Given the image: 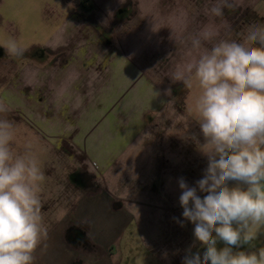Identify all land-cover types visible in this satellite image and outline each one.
Wrapping results in <instances>:
<instances>
[{
    "label": "crops",
    "instance_id": "crops-1",
    "mask_svg": "<svg viewBox=\"0 0 264 264\" xmlns=\"http://www.w3.org/2000/svg\"><path fill=\"white\" fill-rule=\"evenodd\" d=\"M53 1L56 6L66 2ZM229 3L231 7L224 9L222 17H211L207 14L209 0H97L86 17L89 21L80 16L78 30L71 33L62 27L64 16L59 14L58 20L53 19L59 24L48 41L42 45L34 42L15 52L17 57L34 49L51 50V56L43 57V66L38 67L44 75L42 82L36 70L22 73L27 86L42 83L46 96H32L36 99L32 104L27 102L30 114L44 113L39 104L46 101L50 104L48 112H54L49 116L61 119L50 123L60 131L47 138L63 152H80L85 162L89 151L83 150L84 146L95 156L99 151V158L106 161L105 175L89 169L94 177L92 185L102 183L98 194H80L69 210L62 205L57 210L53 207L54 211L41 209L47 238L40 247L46 248L51 236L54 241H48L47 246L55 242L58 252L52 253L47 247L36 256L38 247L34 264H115L114 248L117 241L130 242V229L137 231L139 241L149 247V255L160 263L183 264L189 250L203 256V246L193 235L194 225L182 215L179 180L195 186L202 178L207 167V157L200 150L204 138L196 121V99L173 76L189 59L191 36L212 31L211 42H204L210 48L220 40L240 41L249 25L264 22V0ZM96 5L100 6L98 12ZM95 20L102 31L89 24ZM89 35L95 37L98 46L89 44ZM137 44V48L132 47ZM95 50L100 55L93 59ZM57 51L62 55L54 61ZM35 53L31 57L34 61L38 60ZM103 90L113 105L108 118L94 120L97 115L92 116L88 136L79 140L69 136L67 114L73 109L79 112L85 99ZM119 103H123L119 108L122 112L116 113ZM76 130L77 135L80 129ZM88 138L90 143L83 144ZM120 158L122 176L115 167ZM92 161L96 164L95 159ZM198 195L203 198L205 193ZM99 196L104 197L106 215L94 207L93 201ZM82 219H90V226L80 222ZM116 228L121 230L115 237ZM72 229L85 233V238H71L68 231Z\"/></svg>",
    "mask_w": 264,
    "mask_h": 264
},
{
    "label": "clouds",
    "instance_id": "clouds-1",
    "mask_svg": "<svg viewBox=\"0 0 264 264\" xmlns=\"http://www.w3.org/2000/svg\"><path fill=\"white\" fill-rule=\"evenodd\" d=\"M209 2L211 17L231 7L229 0ZM214 35L191 36L189 59L173 76L188 88L193 79L198 84L196 121L207 157L195 186L179 180L182 215L205 248L202 257L189 250L183 264H264V248L234 251L254 238L251 225L264 223V22L249 25L240 41L205 47ZM13 139V124L0 119V264H34L47 238L39 198L44 174L31 145L16 154Z\"/></svg>",
    "mask_w": 264,
    "mask_h": 264
},
{
    "label": "rangeland",
    "instance_id": "rangeland-1",
    "mask_svg": "<svg viewBox=\"0 0 264 264\" xmlns=\"http://www.w3.org/2000/svg\"><path fill=\"white\" fill-rule=\"evenodd\" d=\"M79 1L81 0H66V2L63 1L60 6H56L53 0H0V47L4 50V54L0 56V106L5 109V111H0V119H6L14 126V139L10 144L14 152L22 155L28 150L27 146L31 145V152L37 156L39 167L44 174V180L39 182V198L41 201V209H46V211H48L49 208L54 211L53 207H56L55 210H57L60 205L63 207L67 206L69 210L80 194L84 196L92 192L98 194L100 190H97L101 188L100 184L102 183L95 186L92 185V188L90 187L92 181L87 186L79 185V183L74 182L71 175L77 171L93 175V172H90L89 169L103 171L105 175L106 161H102L99 158L102 155L99 151L95 156V154L91 153L84 145L85 148L82 147L83 150L87 149V151H89V157H87L86 162L84 160L85 156L83 157L80 152H76L75 150L63 152L53 145V142L47 137L56 136L60 129H58L55 124L51 125L50 123H59L61 119L56 115L49 116L53 115L54 112H48L47 109L50 104L46 103V101L39 104V106L44 108V113L30 114L27 102L31 104L34 103L36 98L32 96L38 93H42V97L46 96L43 93L42 83L37 85L32 83V86L29 87L25 82V75H22L23 72H26V69L29 71L33 69V71L36 70L39 72L38 77L41 81L44 75L42 71H39L38 67L43 66L42 60L37 56L39 60L36 61L30 58V60L25 58L22 60L19 59L20 61H18L14 54L17 51H22L27 45L34 42L37 45H42L43 41H48L53 29L59 24L53 20H58L59 14L64 16L61 23L62 27L69 30L71 33L78 30L77 25L80 16L85 17L88 14H86V10L78 7ZM95 2H97V0H89V3L93 4V6ZM89 3L88 5L90 6ZM96 7H98L97 12L100 11V6L96 5L95 8ZM98 23L100 24V22L95 20V23H90V25H99ZM96 27L102 31L100 26ZM112 30L113 29H111V31ZM87 31L89 30L84 29V33H87ZM116 32L120 34L121 30L119 29ZM117 34L115 33L116 36ZM88 42L90 45H94V47L99 45L95 37L93 38L91 35H89ZM137 46L138 44L132 47L137 48ZM99 52L100 51L95 50V54L92 55V58L96 59V57L100 55ZM20 58H22V56H20ZM90 60L91 59L87 58L83 59V61L87 62ZM187 90L188 95L194 99H196L200 93L198 84L194 79L193 87L186 89V91ZM28 95L30 97L26 98ZM92 96H94L92 99H85L80 104L81 109L79 112L73 109L72 113L67 114L68 121L65 127H68V129H66V133H68L69 136H76L77 140H79L82 135L88 136L87 129L90 127V117L97 115L94 117V120H100L101 117L108 118L107 116L110 115L109 112L113 105L111 102L107 101L106 90H103L102 93L98 95L93 94ZM68 105L71 106V103H68ZM122 105L123 103L117 105L118 108L115 109L116 113L122 112V110L119 109L122 108ZM67 109L69 108L66 107V110ZM105 125L106 122H104V126ZM76 127L80 129L77 135L75 134L77 132ZM90 141L91 138H88L84 140V142L82 141V143H90ZM103 151H106V149ZM94 159L96 160V164L92 161ZM115 167L118 175L122 176L121 158L117 161ZM88 177V182H90L89 179L93 180L94 178L91 176ZM93 204L94 207L97 208V211L100 210L102 215H106L104 197L99 196L93 201ZM89 220L90 219H82L80 222L86 225V227H89ZM118 227L120 228V226ZM120 230L121 229H115V237L118 236ZM250 231L254 234V238L249 244H243L234 248V251L252 252L264 248V223L251 225ZM128 233L131 238L130 242L127 239L122 240L121 238L122 242L117 241L116 248H114V251L117 250V252H114L115 255L113 256L115 259L112 257L115 264H165L155 261V259L149 255V247L139 241L136 230L132 231L130 229ZM50 238L51 241H54L51 236ZM50 240H47L45 244L46 248L39 247L35 254L36 256L41 255L47 247L52 253L58 252L55 242L47 246ZM118 245H121V249L117 248ZM217 246L218 248L224 247L222 242H218ZM203 249V251H205L204 247ZM56 258L57 256L53 257L51 262H55L54 260ZM38 264L46 263L42 262Z\"/></svg>",
    "mask_w": 264,
    "mask_h": 264
},
{
    "label": "flooded vegetation",
    "instance_id": "flooded-vegetation-1",
    "mask_svg": "<svg viewBox=\"0 0 264 264\" xmlns=\"http://www.w3.org/2000/svg\"><path fill=\"white\" fill-rule=\"evenodd\" d=\"M124 9V7H122L121 8V10H123ZM85 19L86 20H88V18H86L85 17ZM89 21V20H88ZM91 22H89V24H90ZM96 26H98V25H93L92 27L94 28V29H98V27H96ZM36 52V53H35ZM34 53H35V55H36V58L38 59V57H40V59L42 60V58L43 57H45L46 55H48L49 57L51 56V50H49V49H46V48H40V49H38V50H34L32 53H31V55H29V54H23V56H22V58H20V56H18L17 58H20L21 60L22 59H33V58H31V57H33L34 56ZM4 54V50L0 47V56L1 55H3ZM54 61L56 60V59H58L59 57H61V55H62V53H61V51H57V52H55L54 54ZM38 56V57H37ZM29 59V60H30ZM39 60V59H38ZM88 176H91V177H93L92 175H90V174H86L85 172H82V171H77V172H74V173H72V175H71V178L74 180V182H76V183H79V185H83V186H87L89 183H91V179H89V181L90 182H88V180H87V178H89ZM90 187L92 188L93 186H92V183H91V185H90ZM84 234L85 233H83L82 231H80V230H75V229H72V230H69L68 231V235L71 237V238H73L74 240H76V236H77V238L79 237V238H85V236H84Z\"/></svg>",
    "mask_w": 264,
    "mask_h": 264
},
{
    "label": "trees",
    "instance_id": "trees-1",
    "mask_svg": "<svg viewBox=\"0 0 264 264\" xmlns=\"http://www.w3.org/2000/svg\"><path fill=\"white\" fill-rule=\"evenodd\" d=\"M88 3H89V0H81L80 3H79V7L82 8V9H84V10H86V14L87 13L89 14L92 11V8H93V4H90L89 3L90 4V6H89ZM88 14L85 17H87ZM104 41H106V39H104ZM32 51L29 52L30 55H31ZM16 56L17 57L18 56H23V54H16Z\"/></svg>",
    "mask_w": 264,
    "mask_h": 264
}]
</instances>
